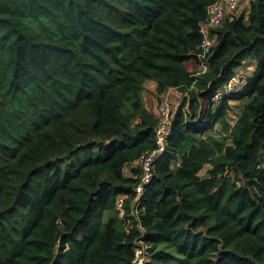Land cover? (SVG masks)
Wrapping results in <instances>:
<instances>
[{
    "label": "trees",
    "instance_id": "obj_1",
    "mask_svg": "<svg viewBox=\"0 0 264 264\" xmlns=\"http://www.w3.org/2000/svg\"><path fill=\"white\" fill-rule=\"evenodd\" d=\"M215 1L0 0V264H264V0L209 31L202 71ZM147 81L185 96L135 216Z\"/></svg>",
    "mask_w": 264,
    "mask_h": 264
},
{
    "label": "built area",
    "instance_id": "obj_2",
    "mask_svg": "<svg viewBox=\"0 0 264 264\" xmlns=\"http://www.w3.org/2000/svg\"><path fill=\"white\" fill-rule=\"evenodd\" d=\"M244 2L245 0H216L207 7L206 20L200 24V32L203 35V39L199 46L200 52L197 54V58L200 61L199 66L201 67L202 71L207 69L206 60L210 56L211 47L214 45V40L210 38L209 31L220 26L224 18L241 9ZM243 83L244 79L233 77L220 89L218 93H216L214 99H220L223 94H228L232 91L238 90L243 85ZM156 112V117L158 119L156 142L158 148L150 152H145L138 160L141 166L142 174L139 183L135 187V198L133 199L132 203L135 216L138 215L137 206L139 198L152 180L153 164L164 150L165 141L175 114V111L171 109L170 103L166 97L162 98L161 102L157 106ZM123 204L124 198L121 196L117 197L116 209L122 211ZM145 259L146 257L144 249L136 248L135 257L132 261V264H143Z\"/></svg>",
    "mask_w": 264,
    "mask_h": 264
},
{
    "label": "rangeland",
    "instance_id": "obj_3",
    "mask_svg": "<svg viewBox=\"0 0 264 264\" xmlns=\"http://www.w3.org/2000/svg\"><path fill=\"white\" fill-rule=\"evenodd\" d=\"M249 1L250 0H245L242 8L239 9L238 11H236L237 13L235 12L236 15H240L242 12L247 11L248 6H249ZM251 64H253V62H251V61H247V63L245 62L238 70H236V73L233 77H239L240 79H244L245 76L250 75L252 73V68H253V65H251ZM186 68L188 70H193V69L197 70L193 64V61L188 62L186 65ZM199 69H201L200 66H199ZM144 91H145L144 104L147 107V109L149 111H151L154 115H157L156 109H157L158 104L161 102L162 98L166 97L168 102L170 103L171 109L173 111H176L177 108L181 105V101H182L183 97L185 96L184 93L178 91L177 89H168L163 95H160V96H158L156 94H150L149 95V91L147 89H145ZM219 91H217V93ZM239 110H240V106L238 105V103H232V110L230 111V113L228 115V121L230 124H233L234 121L236 120V115L239 112ZM219 130H220V127L217 126L215 129V132H218ZM206 168H208V166H206L201 171V175L205 172ZM126 172H128L127 169H126Z\"/></svg>",
    "mask_w": 264,
    "mask_h": 264
},
{
    "label": "crops",
    "instance_id": "obj_4",
    "mask_svg": "<svg viewBox=\"0 0 264 264\" xmlns=\"http://www.w3.org/2000/svg\"><path fill=\"white\" fill-rule=\"evenodd\" d=\"M251 65H253V68H252V72H253L254 68H255V65H254V63L251 64ZM155 87H156V83L154 81H147L145 83L144 90L147 89L149 91V95L150 94H155ZM144 90H143V93H142L143 101L145 100V98H144L145 91Z\"/></svg>",
    "mask_w": 264,
    "mask_h": 264
}]
</instances>
